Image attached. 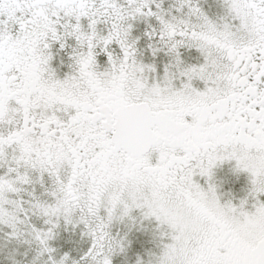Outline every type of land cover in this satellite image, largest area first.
I'll return each instance as SVG.
<instances>
[{
	"label": "snow or ice",
	"instance_id": "snow-or-ice-1",
	"mask_svg": "<svg viewBox=\"0 0 264 264\" xmlns=\"http://www.w3.org/2000/svg\"><path fill=\"white\" fill-rule=\"evenodd\" d=\"M0 264H264V0H0Z\"/></svg>",
	"mask_w": 264,
	"mask_h": 264
}]
</instances>
